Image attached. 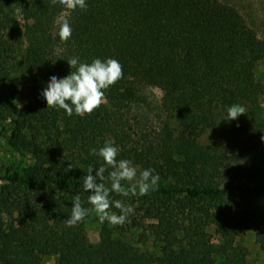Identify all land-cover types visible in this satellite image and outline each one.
Returning <instances> with one entry per match:
<instances>
[{"label":"trees","instance_id":"trees-1","mask_svg":"<svg viewBox=\"0 0 264 264\" xmlns=\"http://www.w3.org/2000/svg\"><path fill=\"white\" fill-rule=\"evenodd\" d=\"M86 3V11H68L73 32L62 42L54 22L63 7L51 0H0V25L14 46L25 47L15 60L13 45L0 37V126L6 145L31 156L26 166L0 161V264H41L40 256L46 255L55 256L56 264H213L220 251L221 264H248V250L236 240L251 229L264 251V148L256 152L255 170L223 186L217 179L220 158L196 138L214 126L216 107L227 110L264 96L255 77L264 37L235 7L217 0ZM74 56L88 63L113 58L123 68V78L105 91L104 103L83 117L47 107L40 95L51 76L70 73L67 60ZM26 72L32 73L29 85L15 80ZM133 80L158 88L160 109L179 125L163 126L155 147L141 151L123 146L118 117L136 99ZM20 92L30 99L18 108ZM108 139L122 145L118 159L134 158L166 183L144 195L162 205L147 208L145 216L156 221L159 255L114 238L106 223L98 253L85 233L89 214L74 227L63 222L76 195L89 212L95 210L82 177L89 165L101 164L90 149ZM232 194L241 206L239 215L213 214L210 208L220 210ZM4 214L14 216L10 223ZM213 225L221 250L206 230Z\"/></svg>","mask_w":264,"mask_h":264},{"label":"rangeland","instance_id":"rangeland-1","mask_svg":"<svg viewBox=\"0 0 264 264\" xmlns=\"http://www.w3.org/2000/svg\"><path fill=\"white\" fill-rule=\"evenodd\" d=\"M221 3L235 7L243 16L246 23L255 30L257 36L264 37V0H217ZM68 10L63 8L61 15L67 17ZM17 18L22 26L27 25L28 21L22 14ZM0 37L3 42L13 45L11 56L18 60L24 51V46H14V40L9 37L8 31L0 25ZM31 72H26L24 77H16L17 82L24 80L27 85L30 84ZM256 80L264 86V58L255 67ZM133 86L136 90V99L130 103L127 109L121 110L118 114L120 121V132L125 137L122 139L123 146L130 150H146L154 148L161 129L167 125L169 128H178L176 121L160 109L161 91L153 86L144 84L140 80H133ZM21 90V88L19 87ZM20 92L15 97L17 107L21 101L30 97H23ZM246 113L242 114L236 120H224L227 118L226 110L216 107L213 118L214 126L204 130L196 138V141L203 147L208 148L220 158V175L218 182L223 186L227 184H237L243 180L246 174L255 170L257 167L256 152L264 148V141L261 136L264 135V96L256 95L252 101L243 105ZM2 126V125H1ZM0 126V161L12 162L16 166H26L30 163L31 156L24 151H18L5 144L3 131ZM122 145L119 143L118 147ZM133 165L137 167L138 172L143 167L136 163L134 158H130ZM3 182H0V185ZM166 184L159 180L156 186ZM127 186V185H125ZM111 199H122L127 204H131L134 213L130 215L127 222L122 226H113L107 221L104 223L111 229L112 236L136 247L140 252L152 255H159V247L156 244V237L153 233L155 220L145 218L146 209L151 206H160V203L148 198L147 196L119 197ZM236 194L230 195L224 206L220 210L210 208L213 214H220L221 217L233 219L241 211ZM166 205L171 208L173 202ZM162 207V205L160 206ZM113 211H115L113 209ZM99 213L96 210L89 212L85 221V233L88 242L94 251L100 253L103 248L100 244L99 233L104 223L98 219ZM14 217V216H13ZM13 217L4 214V220L8 224ZM210 234L215 246L221 250V242L214 232V225L206 228ZM236 243L247 248L248 264H264V251L255 240V233L248 229L242 235L237 237ZM222 252L214 257L213 264H221ZM41 264H56V257L53 255L40 256Z\"/></svg>","mask_w":264,"mask_h":264},{"label":"clouds","instance_id":"clouds-1","mask_svg":"<svg viewBox=\"0 0 264 264\" xmlns=\"http://www.w3.org/2000/svg\"><path fill=\"white\" fill-rule=\"evenodd\" d=\"M51 2L69 12L77 8L87 10L86 0H51ZM54 23L58 29L59 39L67 42L73 32L67 17L58 16ZM67 62L71 68L70 73L63 78L51 76L40 95L46 101L47 107L62 109L69 117L74 114L80 117L92 114L104 103L105 91L123 78V68L117 59L96 58L88 63L74 56ZM245 113L243 106L233 104L227 108V118L224 120H236ZM261 140L264 141V135L261 136ZM119 153L120 149L113 139L106 140L99 149H90V154L97 156L101 164L98 168L89 165L82 177L83 190L89 193L88 203L100 214L99 221L101 223L107 221L113 226H122L127 222L134 213V208L122 199H111V193L115 192L122 197L144 196L150 190H155L160 179L159 174H153L155 172L153 168L138 172L131 160L118 159ZM72 205L71 215L63 221L67 227H74L82 222L90 211L82 206L79 195L75 196Z\"/></svg>","mask_w":264,"mask_h":264}]
</instances>
